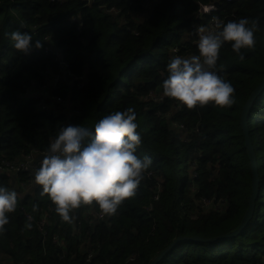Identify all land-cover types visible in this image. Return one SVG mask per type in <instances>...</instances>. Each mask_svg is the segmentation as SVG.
Wrapping results in <instances>:
<instances>
[{
    "label": "trees",
    "instance_id": "16d2710c",
    "mask_svg": "<svg viewBox=\"0 0 264 264\" xmlns=\"http://www.w3.org/2000/svg\"><path fill=\"white\" fill-rule=\"evenodd\" d=\"M199 1L206 0H149L146 7L145 0H0V162L46 150L63 125L91 128L108 112L127 108L136 113L137 154L152 158L135 195L114 214L96 218L95 203L82 204L71 211V223L55 212L29 171L44 153L34 155L27 171L0 172V184L13 188L14 181L18 193L0 233V263L150 264L178 236L211 238L238 226L251 193L240 112L264 77V0L221 7L225 22L248 17L257 25L254 47L241 50L244 59L231 42L219 51L218 73L235 89L231 106L189 109L174 98H141L162 93L173 45L183 55L198 54L186 38L193 21L205 20L197 15ZM101 4L120 9L118 16ZM17 29L41 47L27 55L13 48L9 33ZM68 72L84 84H69ZM52 78V92L69 103L56 104V115L39 110V94L32 92ZM247 128L259 183L246 228L222 242H181L158 264H264V89L249 109ZM43 213L47 221L40 226Z\"/></svg>",
    "mask_w": 264,
    "mask_h": 264
},
{
    "label": "clouds",
    "instance_id": "9594fccd",
    "mask_svg": "<svg viewBox=\"0 0 264 264\" xmlns=\"http://www.w3.org/2000/svg\"><path fill=\"white\" fill-rule=\"evenodd\" d=\"M211 10L212 6L201 9L203 13ZM212 20L211 26L196 25L198 54L173 55L165 66L162 96L174 98L189 109L209 103L231 106L235 89L218 73L219 51L226 42H231L232 50L242 60L241 50L255 45V21L248 17L226 22L218 17ZM9 38L12 47L23 55L29 54L33 47H41V41L28 31L13 30ZM137 127L135 111L127 108L108 112L91 128L80 123L63 125L50 139L34 168L33 178L63 221L71 223L73 209L93 202L100 216L112 215L125 198L135 195L144 172L152 164L150 156L137 154L141 144ZM17 199L15 189L0 184V233L5 231L8 213L16 209ZM31 219L29 216L28 220Z\"/></svg>",
    "mask_w": 264,
    "mask_h": 264
},
{
    "label": "built area",
    "instance_id": "2783aa9c",
    "mask_svg": "<svg viewBox=\"0 0 264 264\" xmlns=\"http://www.w3.org/2000/svg\"><path fill=\"white\" fill-rule=\"evenodd\" d=\"M56 1V0H54ZM93 0H85V4L88 5L92 3ZM235 0H206V1H199L198 2V9H197V15H199L200 18H205V20H201L200 22L193 21L191 23L192 27V34H189L187 36V43L191 45H196V41L198 39V35L196 33V25H208L211 26L213 24L212 17H218L221 13V7L224 3H230ZM149 3V0H145L144 5L147 6ZM204 6H212V10L203 13L201 9ZM104 8L106 11L111 12L113 15L118 16L117 14L120 12V9L116 8L115 6H110L107 8L106 4H101L100 8ZM74 18V16L72 17ZM50 48H47V52H49ZM180 47L177 45H174L171 48V52L173 55H181V56H190V55H183L180 52ZM56 53V52H55ZM58 59V57H56ZM68 75V82L71 85H74L78 88H80L84 84V78L82 76H76L72 75L70 72L67 73ZM51 84L48 86L47 84H41L37 88L33 89L32 92H35L36 94H39V102H38V108L39 110L47 111L49 114H57L58 110L61 109L56 106V104H66L67 100L63 99L60 95L54 94L52 90L54 89L55 79H51ZM30 92V89H26L25 93ZM143 100L145 99H151L155 102H162L165 99V96H162L161 92H150L148 95H144L141 97ZM65 102V103H64ZM178 106V105H176ZM179 107V106H178ZM65 108V106H64ZM63 109V108H62ZM180 129H183L182 125H179ZM46 150H39V149H32L30 152H28L25 155V158L20 161H1L0 162V172L2 171H9L14 174H19V172L27 171L30 166L32 165L33 157L35 154L38 153H45ZM36 165H34L35 167ZM203 202L207 203L205 199H203ZM96 218H101L102 216L99 215V212H95ZM47 214L43 213V216L40 220V226H44L47 221ZM0 264H11L10 262H3ZM22 264H29V261L22 262Z\"/></svg>",
    "mask_w": 264,
    "mask_h": 264
},
{
    "label": "water",
    "instance_id": "95a60500",
    "mask_svg": "<svg viewBox=\"0 0 264 264\" xmlns=\"http://www.w3.org/2000/svg\"><path fill=\"white\" fill-rule=\"evenodd\" d=\"M264 89V77L262 80L258 83L256 88L250 93L247 101L244 103L241 109L240 113V125L242 134L244 136V145L249 157V164H250V172H251V193L248 198V204L247 208L244 212V215L242 216L240 223L238 226L227 233L220 234L211 238L201 237V236H178L174 240H172L168 246H166L162 251H160L150 262V264H158V262L164 257L165 254H167L175 245L181 243V242H203V243H215V242H222L224 240L237 237L240 235L244 229L246 228L254 209V202L257 197V191H258V168L256 163V156L253 149V145L250 141L249 134H248V128H247V116L249 109L253 102L255 101L256 97L259 95V93ZM42 155L36 156L33 162H38L41 159ZM30 173L33 175L34 169L30 168ZM14 178V176H13ZM16 188V187H14Z\"/></svg>",
    "mask_w": 264,
    "mask_h": 264
},
{
    "label": "crops",
    "instance_id": "0c3cea01",
    "mask_svg": "<svg viewBox=\"0 0 264 264\" xmlns=\"http://www.w3.org/2000/svg\"><path fill=\"white\" fill-rule=\"evenodd\" d=\"M144 7H146V6L144 5ZM133 18H134V19H137V14H135V16H133ZM12 186H13V189L17 190V185L15 184L14 181H13V183H12ZM14 187H16V188H14Z\"/></svg>",
    "mask_w": 264,
    "mask_h": 264
},
{
    "label": "rangeland",
    "instance_id": "374dc122",
    "mask_svg": "<svg viewBox=\"0 0 264 264\" xmlns=\"http://www.w3.org/2000/svg\"><path fill=\"white\" fill-rule=\"evenodd\" d=\"M174 46V45H173ZM256 88V87H255ZM65 103V102H64ZM69 103H66V104H64V106L65 107H67V105H68ZM241 113V112H240ZM4 172H9V171H4ZM11 173V172H10Z\"/></svg>",
    "mask_w": 264,
    "mask_h": 264
}]
</instances>
